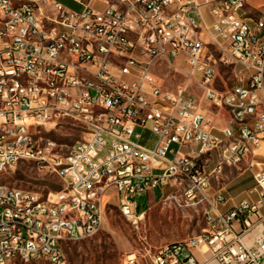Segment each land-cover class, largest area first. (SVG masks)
Wrapping results in <instances>:
<instances>
[{
    "label": "built area",
    "instance_id": "2783aa9c",
    "mask_svg": "<svg viewBox=\"0 0 264 264\" xmlns=\"http://www.w3.org/2000/svg\"><path fill=\"white\" fill-rule=\"evenodd\" d=\"M71 1L78 7L0 0V172L33 161L63 180L44 194L0 179V264H66L65 245L99 232L112 200L138 226L137 197L166 185L182 186L207 226L160 248L152 264H197L203 247L220 264H264V161L249 164L255 199L223 209L228 196L215 186L263 148L264 6L249 14L250 0ZM202 37H216L225 56ZM232 62L246 81L222 91L220 64ZM165 68L185 82L167 86ZM198 90L229 113L221 128ZM62 127L81 132L71 146L49 140Z\"/></svg>",
    "mask_w": 264,
    "mask_h": 264
},
{
    "label": "rangeland",
    "instance_id": "374dc122",
    "mask_svg": "<svg viewBox=\"0 0 264 264\" xmlns=\"http://www.w3.org/2000/svg\"><path fill=\"white\" fill-rule=\"evenodd\" d=\"M22 2L23 0H16ZM70 6L78 7L71 0H60ZM264 0H253L254 4ZM99 7L100 4H95ZM206 12V9L204 10ZM206 43L213 47V41L204 37ZM212 41V43H211ZM242 65L237 62L221 63L217 78V87L222 91L229 90L239 83L245 72ZM161 76L169 87L185 82L184 75L173 68H165ZM244 82L245 78L242 79ZM197 99L203 108L213 117L217 127L229 120V113L222 108L214 106L205 99L201 90L197 91ZM81 132L77 128L62 127L52 130L49 139L71 146L79 138ZM257 159L264 161L263 148L259 150ZM261 158H260V157ZM242 168H227V175L223 184L228 191H235L237 195L243 188L235 190L237 185L231 183L232 178L242 172ZM2 182L11 186L29 189L48 194L51 191L62 189V178L52 169L40 166L33 161H21L0 172ZM217 184L215 186H221ZM232 186V187H231ZM183 187L180 185H166L163 189L146 193L137 197V211L144 208L143 217L139 225H134L131 220L122 215L118 204L112 200L106 208L104 224L96 234L80 241L69 242L65 245L67 256L66 264H127V257L136 254V264H152L151 255L166 244L185 239L199 233L204 225L205 218L201 205L187 204L183 197ZM8 264H54L47 259L37 260L15 259Z\"/></svg>",
    "mask_w": 264,
    "mask_h": 264
},
{
    "label": "crops",
    "instance_id": "0c3cea01",
    "mask_svg": "<svg viewBox=\"0 0 264 264\" xmlns=\"http://www.w3.org/2000/svg\"><path fill=\"white\" fill-rule=\"evenodd\" d=\"M263 6H264V1L262 3L254 4L253 0H250L249 4L247 6V12L249 14H255ZM226 123H227V120H225L223 122L222 126H224ZM222 126H220L219 128H221ZM257 157H258L257 155L253 156L252 154H250L247 157L246 161L244 162V163H246L245 168L242 170V172L238 173L237 175H235L232 178L231 183H233V185H235V186L237 185L235 190H238V189L244 187V189H242L240 192H238L237 195H233V192H235V191L234 190L233 191H228L226 185L223 184L224 178L227 175V170H226V173H225V175L223 177V182H222L223 185H221V186H224V190L226 192V195L228 196L229 201H228V204L222 206L223 209H227V208L232 207L233 205H235L240 200H242V199H244L246 197H251V198H254V199L256 198V195L250 196L248 194L247 190L253 184V182H254V173L257 170L256 166H250L249 164H250V161L252 159H254V158L256 160H259V159H257ZM240 168H242V166ZM146 208H147V206H146ZM146 208H144L143 211L146 210ZM206 226H207V222L205 220V225H204L203 229ZM194 254H195L196 259H197V264H220V262L212 256L211 251H210V249L208 247H203L202 249H197V250L194 251ZM183 264H190V263L189 262H184Z\"/></svg>",
    "mask_w": 264,
    "mask_h": 264
},
{
    "label": "bare ground",
    "instance_id": "6f19581e",
    "mask_svg": "<svg viewBox=\"0 0 264 264\" xmlns=\"http://www.w3.org/2000/svg\"><path fill=\"white\" fill-rule=\"evenodd\" d=\"M213 41L214 46H209L204 37H202V44L205 45V50L213 51L216 56H225V47L218 45L216 37H209ZM211 41V43H212ZM233 99H240V92H233ZM238 123H245V116H238ZM50 141H53L49 139Z\"/></svg>",
    "mask_w": 264,
    "mask_h": 264
},
{
    "label": "trees",
    "instance_id": "16d2710c",
    "mask_svg": "<svg viewBox=\"0 0 264 264\" xmlns=\"http://www.w3.org/2000/svg\"><path fill=\"white\" fill-rule=\"evenodd\" d=\"M141 213L143 212V210L140 211Z\"/></svg>",
    "mask_w": 264,
    "mask_h": 264
}]
</instances>
